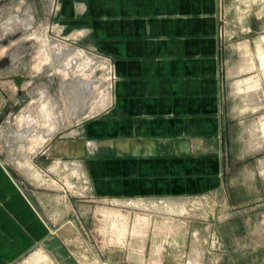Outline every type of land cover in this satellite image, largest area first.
Returning a JSON list of instances; mask_svg holds the SVG:
<instances>
[{
	"label": "crops",
	"instance_id": "0c3cea01",
	"mask_svg": "<svg viewBox=\"0 0 264 264\" xmlns=\"http://www.w3.org/2000/svg\"><path fill=\"white\" fill-rule=\"evenodd\" d=\"M53 1L48 19L63 39L111 58L116 78L109 106L88 116L78 86L66 80L58 87L53 77L35 72L28 60L30 37L14 32L20 16L36 22L37 2L0 0V118L8 102L16 108L24 93L29 98L37 93L47 104L48 110H40L45 124L57 129L48 134L47 147L59 142L80 158L101 153L99 148L107 155L108 176L92 174L107 178V189L99 187L104 195L145 199L222 192L228 184L230 138L236 128L237 138L242 136L250 112L256 111L245 95L251 90L240 92L252 83V76H243L249 66L236 57L250 52L254 37L237 41L238 32L251 27H230V0H57V6ZM260 58L264 66V55ZM16 75L24 77L20 87ZM20 110L32 116L30 106ZM9 123L0 125V264H16L37 249L60 264H71L70 251L88 264L95 252L78 250L84 237L74 240L66 228L69 223L79 231L70 216L72 211L81 216L72 195L63 189L36 193L47 220L59 226L58 239L3 166L10 162L11 146L24 145L28 131L18 128L13 135L10 130L16 129ZM36 161L31 157L39 174L53 179L52 170ZM145 241L138 246L131 240V249L146 252ZM134 252L127 264H164L158 249L154 263Z\"/></svg>",
	"mask_w": 264,
	"mask_h": 264
},
{
	"label": "rangeland",
	"instance_id": "374dc122",
	"mask_svg": "<svg viewBox=\"0 0 264 264\" xmlns=\"http://www.w3.org/2000/svg\"><path fill=\"white\" fill-rule=\"evenodd\" d=\"M36 2L35 23L30 24L25 15L21 16L27 26L24 33L27 37H34L30 38L32 47L28 55L33 70L43 78L53 77L58 87L66 80L72 82L71 86H78L82 90L79 92L82 104L85 110H89L88 116L107 109L109 72L105 63L80 55L75 44L57 37L59 26H54L53 31L49 29L52 0ZM230 3V27L239 30L242 24L251 27V31H239V38L235 39L242 40L248 34L254 37L250 52L246 48L249 53L236 57L249 66L243 76H252V83L243 86L240 92L251 90L245 95L252 97L256 111L250 112L242 136L237 138L241 131L236 128L237 132L234 130L233 138H230L228 184L225 182L222 192L199 197L145 199L104 195L99 187L102 190L104 185L107 189V178H92V174L108 176L107 155L102 153L103 149L99 148L101 153L80 158L75 150L72 153L73 150L68 151L59 142L47 147L48 134H55L57 129L51 130V125L43 120L40 110H48L46 102L38 100L37 93L32 98L24 93L16 108L12 101L8 102L0 125L3 121H10L9 124L16 129L10 130L13 135L18 128H28V131L22 137L24 145L11 146L10 162L3 163V166L28 202L47 222L50 233L58 239L59 226L47 220L36 193L55 194L58 189H63L72 195L81 216L73 211L70 216H73L80 233L69 223L66 228L74 240L79 234L84 237V241L80 238L78 250L86 254L95 252L96 262L92 263V258L86 259L88 264H127L131 256L134 257L131 255L134 252L131 240L138 246L147 241L146 252H134L145 256L147 263H154L151 258L158 249L163 252L164 264H264V66L260 58L261 54L264 55V0H230ZM30 100L33 113L28 117L29 113L20 109L28 108ZM18 138L14 137V140ZM61 140L72 139L58 141ZM20 154L25 158H20ZM34 155L39 165L52 170L53 179L42 177L33 167L31 157ZM142 224L144 226L137 232V227ZM41 251L48 258L34 257ZM26 253L16 264H60L59 259L56 262L41 249ZM69 263L87 264L80 262L71 251Z\"/></svg>",
	"mask_w": 264,
	"mask_h": 264
},
{
	"label": "built area",
	"instance_id": "2783aa9c",
	"mask_svg": "<svg viewBox=\"0 0 264 264\" xmlns=\"http://www.w3.org/2000/svg\"><path fill=\"white\" fill-rule=\"evenodd\" d=\"M53 3L57 6L58 2H57V0H55V1H53ZM22 19L23 18L20 16L15 21V24H18V27H17L18 31L14 32V34L17 35V36L19 34H21V31L23 29H27L26 22L24 20H22ZM53 27H54V24H49V29L50 30L53 31ZM28 28H31V26L29 25ZM29 37L30 38H34L33 36L32 37L29 36ZM57 37H59L60 39H63L58 32H57ZM63 40L66 41V42H69V41H67L65 39H63ZM71 43L75 44L78 47V53L80 55L89 56V58L91 60H93V61L98 60L99 62H104L105 63V66L108 68V72H109L108 78H109V92H110V89L112 88L113 82H114V80L116 78L111 58H109L108 56H106V55H104V54H102V53H100L98 51H95V50H93V49H91V48H89L87 46L80 45L77 42H71ZM108 100H109V103H110V97L109 96H108ZM108 106H109V104L106 107H108ZM92 111H94V110H92Z\"/></svg>",
	"mask_w": 264,
	"mask_h": 264
},
{
	"label": "water",
	"instance_id": "95a60500",
	"mask_svg": "<svg viewBox=\"0 0 264 264\" xmlns=\"http://www.w3.org/2000/svg\"><path fill=\"white\" fill-rule=\"evenodd\" d=\"M14 37L15 36H11V38H14ZM5 41H7V39ZM13 80L15 81L16 85L20 87L24 81V77L21 75H16V76H13Z\"/></svg>",
	"mask_w": 264,
	"mask_h": 264
},
{
	"label": "bare ground",
	"instance_id": "6f19581e",
	"mask_svg": "<svg viewBox=\"0 0 264 264\" xmlns=\"http://www.w3.org/2000/svg\"><path fill=\"white\" fill-rule=\"evenodd\" d=\"M42 253H43L42 251H41V253L36 252L34 257L40 256L42 258L44 256V257L48 258L46 254H42ZM34 257H32V258L34 259Z\"/></svg>",
	"mask_w": 264,
	"mask_h": 264
}]
</instances>
